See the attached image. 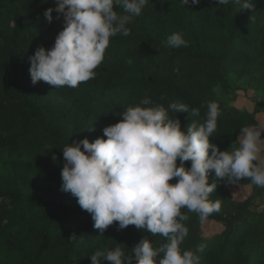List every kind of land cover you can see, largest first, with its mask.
<instances>
[{
	"label": "trees",
	"instance_id": "16d2710c",
	"mask_svg": "<svg viewBox=\"0 0 264 264\" xmlns=\"http://www.w3.org/2000/svg\"><path fill=\"white\" fill-rule=\"evenodd\" d=\"M253 2L254 10L236 12L232 4L217 7L218 0L196 6L148 0L132 18L131 34L111 39L94 79L59 88L33 85L28 59L41 46L51 48L64 27L62 17L51 23L43 17L57 0H0V264H91L97 249L120 244L134 256L131 248L145 236L156 246L164 242L134 225L121 230L114 222L102 234L95 229L91 214L61 190L62 148L85 137L94 142L145 97L199 107V117L190 110L177 114L182 127L203 122L207 102L215 100L221 115L211 141L221 151L238 144L240 129L255 125L264 107V0ZM174 32L184 34L186 46L167 45ZM239 87L258 93L256 110L233 105ZM215 181L210 172L209 183ZM241 185L251 186L245 200L230 192ZM262 196L264 187L248 178L218 181L210 199H220L219 212L201 224L196 213L182 210L189 227L182 246L205 243L201 264H264V208H256ZM208 221L224 229L208 235Z\"/></svg>",
	"mask_w": 264,
	"mask_h": 264
},
{
	"label": "clouds",
	"instance_id": "9594fccd",
	"mask_svg": "<svg viewBox=\"0 0 264 264\" xmlns=\"http://www.w3.org/2000/svg\"><path fill=\"white\" fill-rule=\"evenodd\" d=\"M189 2L196 6L201 0H182L183 5ZM147 4L148 0H57L43 17L49 23L62 17L64 27L51 48L41 46L28 57L32 84L44 81L76 88L94 79L111 39L118 34L129 36L132 18L139 17ZM229 4L236 12L255 9L253 0H218L217 7ZM186 44L182 32L167 39L170 48ZM189 110L192 117L200 116L199 107L165 105L145 97L126 107L119 114L123 119L106 126L94 142L85 137L62 148L61 190L71 193L80 208L91 214L95 229L102 234L118 222L121 230L134 225L164 239L156 246L145 236L131 248L134 256L120 244L97 249L91 264L105 260L110 264H201L200 253L207 245L182 246L189 235L184 223L188 216L182 210L196 213L204 224L221 209L220 199H210L218 181L239 184L248 178L264 187V122L242 127L238 144L221 151L210 139L218 128L220 105L215 100L207 102L203 122L194 119L182 127L177 114ZM213 171L217 181L210 184ZM70 239L75 241L77 235Z\"/></svg>",
	"mask_w": 264,
	"mask_h": 264
},
{
	"label": "rangeland",
	"instance_id": "374dc122",
	"mask_svg": "<svg viewBox=\"0 0 264 264\" xmlns=\"http://www.w3.org/2000/svg\"><path fill=\"white\" fill-rule=\"evenodd\" d=\"M236 93L238 95V98L234 101H232L234 106L241 110H248V111H254L257 108L256 101L260 99L258 93L255 91L249 89H244L242 87H239L236 90ZM260 113L257 114L256 119L257 122H264V107L260 108ZM233 198L237 200H245L250 194H251V186H239L236 188H231L230 190ZM257 209L264 208V196L259 198L256 203ZM224 229V227L221 224H218L214 221H208L205 225V233L208 235H212L217 232H221Z\"/></svg>",
	"mask_w": 264,
	"mask_h": 264
}]
</instances>
